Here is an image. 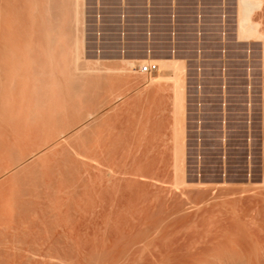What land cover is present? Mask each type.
Returning a JSON list of instances; mask_svg holds the SVG:
<instances>
[{"label": "rangeland", "instance_id": "obj_1", "mask_svg": "<svg viewBox=\"0 0 264 264\" xmlns=\"http://www.w3.org/2000/svg\"><path fill=\"white\" fill-rule=\"evenodd\" d=\"M30 1H33V0H30ZM30 1L28 0V2ZM36 1L38 0H34L33 2H36ZM55 1H57V3L60 1L61 3L66 1L63 4L59 3V5H61V9L63 11H67L65 12L66 14L64 12L62 13V10L61 11L60 9L58 10L57 8L58 6H56L57 4H55ZM73 1L72 0H52L51 7H49L50 6L49 0H43L42 2H45V3L47 2L46 4H48L46 8L47 7L51 8L50 9L51 11H47L48 9L44 8L46 4L44 5L42 3L43 5L42 7V5L40 6L41 2L40 3L38 2L39 7L46 9L44 10V12L47 11L50 14V12L53 13V10H55L53 13L54 16L51 13L52 18L50 17L48 13L47 14L49 16L46 17V18L52 19V21H50V23L53 24V28L51 27L52 32H57V30L53 31L54 25H55L54 22L57 21L56 17L58 16L57 14H59V11H60V13L63 14L62 18L66 16L65 17L66 19L64 18L65 20L64 19L60 20L61 18L60 17L58 21L60 20L61 22L63 20L62 21L63 25L66 24L64 28V31H66L65 33L66 34L72 33L74 36L75 30L73 29V24H74L73 15L75 13H73L74 12L73 11L74 9ZM259 1H261V8L260 10L257 11L256 15L254 16V19L257 18L255 19V22H257L258 25L260 23V25L258 26V28L260 27L259 31L264 32V0H259ZM236 2L237 0H85L84 8L86 9H84L85 10L84 11L85 13L84 14V29H85V36H86L85 38L87 40L86 43H87V46H89L88 47L89 49L87 48V51L93 50L92 52L97 53L99 55L101 54L100 62H103L102 64H104L105 62V65L108 64L111 67H119L120 65L125 66L126 61H130V60L135 61L137 59H142V57H144V55H147V54H151L153 58L156 59L160 57L163 58L168 55L170 56L173 53V54L178 55L177 56L178 59L185 60L186 106H187L186 110L187 111H186V116H185V121H186L185 122V145H186L185 153L186 154H185V161H184L185 164L184 165H185V171H186L185 177H186V180L188 179L187 183L190 182L191 185H193L194 183L195 184H194V187L191 185L189 186L186 185L187 186L186 187L185 184H182L183 185L182 186L179 182H177V180H175L176 179V171H175L176 169H175V165L173 161L175 158L173 157L174 156V153H173L174 143L171 137L172 129H173L172 125L174 122L173 121L174 117L172 113L173 112L172 111L173 110L172 109L173 93L171 91V88L166 87L167 88V89L165 88L166 90L164 91L161 90L160 92H158L157 95H155L156 97H154L153 100L151 101L153 102L154 105L151 104V102L148 103L149 101H147L148 99L146 97L147 95L144 96L141 94V96L140 95L138 96L140 98H138L136 96V90L137 88L142 89L145 86L144 84L146 82L147 73H143L140 67L138 68L134 67L133 70L136 72L133 71L131 72L132 74L128 73L129 76L126 75V78L124 77L126 80H124L123 77H122L123 79L121 77L117 78V76L114 79L115 86L113 90L115 92H112V95H111L112 99L113 97L114 99L116 98L115 99L116 102H114V106L116 104L117 107L118 106L121 107L125 102L127 103V101L130 99L128 101L129 104L126 105V111L124 110L125 111L124 114L127 113L128 115L125 116L126 114L125 115L123 114L124 117L122 116L119 118V120L117 119L118 122L120 121V123L116 122V124H114L115 126H113L116 128L112 130V134L114 133L112 135L113 136L112 141L115 143L114 144L112 142L115 145V147L111 143L112 145H111L110 150L112 151L113 149V151L110 152V154L113 153L112 154L113 156L111 155L110 159L112 161L108 160L106 161V163H104L105 166L103 164L100 165L101 167L99 166L100 167L99 173L103 172L104 176L101 174L98 176L97 182L99 183V185L97 186L99 187L104 186V187L102 188L97 187V189H99L98 192L101 189L102 191L99 192V194L101 195L97 194V198H96L97 205L95 209L100 210V211L95 210L96 215L93 214V219L95 218L96 221L93 220L94 222H92L90 225H87L88 224L87 221L85 222L86 226H89V227L93 226L95 223V225L93 226V229L92 227L90 228L86 227L83 222L84 220H81L82 221L80 222L81 225L78 222V224L76 225L78 226L77 227L78 231L74 230V233L78 234L77 236L75 234V236L76 237L79 236V240L78 242H74L70 239V234L68 232L66 234L64 233L65 231L61 230L60 228L58 229L54 228L56 226H52V224L51 226L53 228V231L52 229L51 230L49 229V227L51 228L50 224L48 227L49 231H52L51 234L48 233L49 232L48 229H47L48 231L47 232L46 230L43 231V229L38 227L37 230L40 229L42 231L38 232L40 234L36 233L35 235L34 241H37V242L36 243L33 242L34 244L32 246L30 245L31 247H34V248L32 249H30L31 247L29 248L30 251L26 252L27 256H25L27 257L26 261L24 262L25 260L24 259L22 260V262H20V264H192V262L193 264L194 263L201 264V262H205L203 264H206L207 258H209L210 256L211 257L208 259L209 264H214V263L217 264L218 262H219L218 264H221L220 261L224 262L223 260L220 259L221 257L224 258L226 254H227V257L231 255L230 253L231 251L229 250L235 249V248H233L234 245L233 243H231L232 248L230 249L229 247H231V245H230V241L228 240L230 239V237L226 239L227 234H229L231 230L230 229L231 222H229L228 220L230 219V217L227 218V216L229 215L228 214L229 209L227 210V208H224L226 204L222 205L223 203L221 199L225 200L230 197L233 198L234 197L232 196L233 194L231 195L232 192L234 193V195L236 194L235 192H237L236 194L237 196L238 194L239 196L241 194L242 198L243 196L247 198L249 195L253 196L254 192L256 193L258 190L260 189L262 190L264 188V185H263L264 180L262 176L263 171H264V61H263L264 47H263V40L252 39L250 41V40H239L237 38L236 36L237 3ZM30 3H27L29 4V7H30ZM32 4L34 5V3ZM36 5L37 3H35V6ZM62 5L63 7L64 6L67 7V9L64 10L65 7L63 8ZM47 14L45 13V16ZM53 17H55L56 20ZM70 25H72V27ZM72 31H74V33ZM69 37L70 39L72 38L71 35ZM99 86L100 87L102 86V88H100L101 90L99 89L98 100L104 94V91H102L104 89L103 83L102 85L100 83ZM101 91L102 93H100ZM120 92L122 93L123 98L122 100H117ZM122 95L120 94L121 97ZM132 100L133 102L136 101V103L134 102L135 104H131L133 103ZM149 104H151L152 106L151 109H150V106H148ZM128 105L132 109V110L129 109V112H127ZM15 121L17 122V124H19L18 123L19 121H17V119ZM117 123L118 125L121 124L122 126L121 125L118 126ZM14 125L15 124H13V126ZM3 126L6 127V124H4ZM124 126H126L127 129ZM6 128L7 130H5V132L9 130L8 128L11 129L10 126ZM130 130H132V132ZM3 132L1 134H3ZM9 132L11 133V131ZM9 132H7L6 134H8ZM6 134L4 133L3 136H5ZM129 136H131V138ZM122 141H124L125 143L124 142L122 143ZM116 142L117 143L119 142L118 145ZM135 145H138V147H136ZM124 146L126 149L124 148ZM146 147H147V150H146ZM157 147L159 148V150ZM132 148H134L133 151L131 150ZM164 149L167 151H165ZM115 150H117V153L116 152L114 153ZM156 150L157 152H155ZM130 152L133 157L129 154ZM140 153H142V155ZM117 154L119 155L121 154V156L119 157V155ZM111 157H113V159ZM147 158H149L148 160L150 161L152 160L153 162L151 161L152 162L151 163L150 161L147 160ZM121 160L125 163H123ZM127 160H129L128 161L129 164ZM148 162L149 164L147 165ZM107 163L108 164L110 163V164L108 165ZM135 163H136V166H135ZM106 165L107 167L111 165L112 168L109 167L108 168L109 170L105 169L107 168ZM103 166L105 168H103ZM106 170H108L109 173L108 171L106 172ZM122 170L124 171L126 170L128 173L125 174L126 171L123 172ZM147 171L148 172L150 171V172L148 173ZM154 172H156L157 174ZM132 173L134 174L132 175ZM136 173L138 175H136ZM171 176L174 177L175 179L172 178ZM105 177H107L106 178L107 180L104 179ZM135 177H137L138 179ZM172 179L175 180L179 185L178 184L176 185L175 184L176 182L172 181ZM122 181L123 183H121ZM202 181H204L205 183ZM102 182L103 184L105 183L107 184L106 187L105 185H102ZM126 182L128 183L129 186L127 185ZM117 184H120V185H117ZM218 184L219 185L222 184V185L218 186ZM110 186L113 187L112 188L113 191L111 190ZM126 187L127 189H125ZM103 188L106 190V192L104 191ZM115 189L117 192L115 191ZM133 189H135V193ZM161 189L164 192L161 191ZM244 189L247 191H245ZM121 191H123V193ZM139 191L141 192L139 193ZM204 192L206 193L203 194ZM121 193L123 196L121 195ZM156 193L159 195H156ZM226 193L229 195H227ZM244 193L246 195H243ZM201 194L203 195L201 196ZM151 195L154 197H152ZM160 195H162V197ZM206 195H208L209 197ZM215 195H218V197H220V198L216 197L217 199L216 203L214 200ZM99 196H102V199L99 198ZM103 196L107 198L110 197L109 198L110 200L109 199L105 200L106 198H104ZM204 196H205V200L210 198L209 202L212 204L210 203L208 204V200H207L206 202L208 205L207 204L202 205L201 203H203ZM115 197H117V199ZM134 197L135 198L137 197L136 200ZM212 197H214V199ZM120 198L123 199V201ZM198 200L200 201L198 202L200 203V206H198L197 204L198 207L196 206L192 209V206L196 205ZM124 201L127 202L128 204L124 203ZM219 201H220V204H219ZM98 202H101V203H98ZM110 202L112 203V206H110L111 205L109 204ZM157 202L160 205H158ZM178 202H180L181 204H179ZM118 203L120 205L119 207H118ZM246 203L248 205H251V207L253 208L250 210H254V208H257L255 207V205L253 207L254 202L251 204L248 201H244L243 203H241V205L235 204V206L233 207L238 208V206L240 205L239 208H241L243 207V204L245 207L247 205ZM116 204L118 208L116 207ZM248 205L245 208L250 207ZM170 206L171 207L173 206V207L171 208ZM203 206L206 207L204 208L205 210L203 209ZM104 207L105 208L107 207V209L104 210ZM181 207L184 209L182 210ZM130 208L132 209L129 211ZM210 209H212L211 213H210ZM217 209L219 210V214H218ZM116 211L117 212L119 211L118 212L119 214ZM148 211L151 212L150 215H148L149 214ZM98 212L100 213L98 214ZM152 212L154 216L152 215ZM156 212L157 213L160 212L161 215L157 214ZM184 212L187 215H185ZM226 212H228L227 213L228 215L226 214ZM252 213L254 214V211ZM261 213L264 214V211ZM123 214L126 216H124ZM136 214H137V217H135ZM197 214L199 215L197 216ZM211 214H214L212 219H211L212 217ZM115 216L118 218H116ZM207 216L209 217V219ZM225 217L227 220H224ZM144 218L146 221L144 220ZM183 218L188 221L184 220ZM221 219H223L225 222L223 220L221 222ZM149 221L151 222L152 226L150 225ZM226 221H228L229 223L226 224L227 223ZM261 221H262L261 222L262 224H259L260 227L261 225L264 224L263 218ZM96 222H98L99 224ZM172 222L176 224L173 225ZM183 222H185L186 224ZM171 223H172V226H171ZM205 224H208V225H205ZM182 225H185V226L182 227ZM259 225L257 226L259 227ZM227 226L228 227L230 226L229 231L227 230L228 228ZM205 227L206 228L208 227V228L206 229ZM222 228L224 229V231ZM261 228L264 230V225ZM56 229H57V232L55 231ZM59 229L62 231V233L61 231H58ZM203 229L205 233L204 231H202ZM85 231L86 233H84ZM80 232H82L83 234ZM53 233H55V235ZM60 233L62 234L61 239H60V236H61ZM63 233L65 235H63ZM88 234L90 236H87ZM193 234H196V235H193ZM199 234L201 235V239L199 237L200 236ZM48 235H50V237H48ZM66 235L67 237H65ZM91 235H94V239L92 241H90L91 237H93ZM38 236H39V239H41V237L43 239V237L46 236L45 237L46 240H44V242L46 241L47 242L46 243H44L43 241L41 242L42 239L38 241L37 240ZM82 236H83V241H82ZM204 236H205V239H204ZM213 236H215V239ZM217 236H218V239H216ZM228 236H230V234ZM86 239L87 241H84ZM225 240H228V241H225ZM194 241L196 242L193 243ZM227 242L229 243V247H225L228 245ZM41 243L43 245H40ZM199 243L202 245H200ZM189 244H192V245L190 246ZM206 244L209 245L210 247L207 246ZM221 246L223 247L221 248ZM226 248L228 249V251H226L227 250ZM221 249L223 250L226 249L225 250L226 254L225 252H223L224 253L223 256H222L223 253ZM91 250H92V253L90 252ZM199 252H201V254L203 253L202 254L203 256ZM219 253H222V254L220 255ZM234 253L235 252H233L232 255ZM192 255L194 258L192 257ZM234 255L235 257H237L238 256L237 252ZM183 257L186 259V261ZM217 258L220 260L218 261ZM263 260L261 261L262 264L264 263ZM197 261L199 263H197Z\"/></svg>", "mask_w": 264, "mask_h": 264}, {"label": "bare ground", "instance_id": "obj_2", "mask_svg": "<svg viewBox=\"0 0 264 264\" xmlns=\"http://www.w3.org/2000/svg\"><path fill=\"white\" fill-rule=\"evenodd\" d=\"M33 1H30V2L34 3V5L30 2H28V0L27 1L24 0V2H23V0H22V2H21V0L20 1L19 0H0V130H1L0 134L3 131H4L3 134L4 133L6 134L7 132L11 131V133L9 132L5 136H3V134H1V136H0V141H1L0 142V264H18V263L20 264V262H22V260H24V259H25L24 260V262H25L27 259V257H25V256H27L26 252L30 251L29 248L34 243L37 242V241H34L36 233L42 231L40 229H39L40 231L37 230L38 227L43 229V231H45V230L47 231L49 224H50V226L52 224V226H56L54 228H57V229L60 228L61 230L65 231L64 233H66V234L68 232L70 234V239L72 241L78 242L79 236L76 237L78 234L74 233V230L78 229L77 228L78 226H76L78 224V222L80 223V222H82L81 220H84L83 221L84 224L87 221V223H88L87 225H90L92 222H94L93 220H95V218L93 219V214H95L96 211H100V210L95 209L96 205H97L96 204L97 203V201H96L97 194H99V192L102 191V189H101L98 192L99 189H97V187L98 188L104 187V186H102V187L97 186V185H99V183L97 182L98 176L100 174L103 175V172L99 173V169L101 167L100 165H102V164L104 165V163H106V161L111 160L110 156L113 153L110 154V152H112L113 149H112V151L110 149H111V145L114 143L112 141V137H113L112 135L114 134V133L112 134V130L114 128H116V127H113V126H115L114 124H116V122H118L120 117H122V116L124 117L125 114H126L125 116L128 115L127 113L124 114V112L126 111V105L129 104L128 101L130 99L128 101L126 100L127 103L125 102L121 107H119V106L117 107L116 104L114 106V102H116L115 101L116 98L114 99V97H113V99H112V96H111L112 92H115L113 90L114 86H115V83H114L115 80L114 79L116 78V76H117V78L118 77H121V78L125 77L126 78V75H128V73H131L134 71L133 70L134 67L138 68V67H141L142 64H148V63L156 64V66H157V69L155 71L147 73L146 82L144 84L145 86L142 89L137 88V90H136V96L137 97L139 95L141 96V94L144 96L147 95L146 96L148 98L147 101H149L148 103H150L153 100V98L156 97L155 95H157L158 92H160L161 90L162 91L166 90L167 89L166 87L171 88V91L173 93V96H172V100H173L172 101V104H173V107H172L173 110L172 111L173 112L172 113H173V117H174V120H173L174 122L172 125L173 126L172 136L171 137H172V141L174 143V149H173L174 150V152H173L174 156L173 157H175V158L173 161H174V165H175V169H176V170L174 169L176 171V179L172 176L171 177L174 178L175 180H177V182H179L181 185L182 184H185V186L191 185L190 182L187 183L188 179L186 180V177H185L186 171H185V165H184L185 164V162H184L185 161V154H186L185 153V151H186L185 150V147H186V145H185V122H186L185 116H186V111H187L186 110L187 106H186V78H185L186 77V65H185V60L178 59L177 58L178 55L173 54V53L170 56L168 55L169 57L166 56L163 58L160 57V58H156V59L153 58V56L151 54H147V55H144V57H142V59H137L135 61L134 60L133 61L132 60L126 61L125 66L120 65L119 67H111L108 64L105 65V62H104V64H102L103 62H100L101 61L100 60L101 54L99 55L97 53H94V52H92L93 50L87 51V48L89 46H87V43H86L87 40L85 38L86 36H85V29H84V14H85L84 9H86V8H84L85 0H74V1L72 0L74 2V4H73L74 5V9H73L74 12L73 13H75L74 15L72 13V15L74 16L73 29L75 30V33H74V31H72L74 33V36L72 33L66 34L65 33L66 31H64L66 24L63 25V22H62L63 20L60 22L61 19H64L66 17L64 15L65 17L62 18L63 17L62 13L67 12V11H63L61 9V5H59V3H61V1L58 3H57V1H55V4H57L56 6H58L57 7L58 10L59 9H60V11L62 10V13H60V11H59V14H57L58 16L55 14L58 18L56 17L57 21L54 22L55 25H54L53 31L57 30V32L51 31L52 30L51 27L53 28V24L50 23V21H52V19H51L52 15L54 16L53 13L55 10H53V13L50 12V14H49V12H47V11H51L50 10L51 8H48V7L46 8V6L48 5L46 3L48 1L46 3L42 2L43 0L42 1L38 0L36 2H33ZM38 2L40 3V6L42 5V3L44 5L46 4L44 8H46L48 10L44 12V10H46V9L39 7ZM65 2H62L61 4L65 3ZM27 3H30V7H29V4H27ZM35 3H37L36 6H35ZM49 3H50L49 7H51L52 0L51 1L49 0ZM236 3H237V14H236L237 15V20H236V22H237V25H236V36H237V38L239 40H250V41L252 39H257V40L261 39V40H263V47H264V32L259 31L260 27L258 28V26L260 25V23L258 25V23L255 22V19H257V18L254 19V16L256 15L257 11L260 10V8H261V1H259V0H237ZM42 7H43V5H42ZM62 7H63V5H62ZM66 9H67V7H65L64 10H66ZM45 13L46 14L48 13L51 18H46L49 15L47 14L45 16ZM51 13H52V15H51ZM57 13H58V11H57ZM53 18L55 19V17H53ZM59 18H60V20L58 21ZM70 26L72 27V25H70ZM68 35L69 36L71 35V37L72 36L73 37L70 39V37ZM263 51H264V49H263ZM263 61H264V58H263ZM134 72H136V71H134ZM125 78H124V80H126ZM143 79H144V77H143ZM101 80H103V81H101ZM99 82L101 83V85H102V83L104 85V89L102 90V91H104V94L103 95L101 94L102 97H100L98 100V96H99L98 92H99V89L102 88V86L101 87L99 86L100 85ZM102 91L100 93H102ZM120 94L122 95L121 92H120ZM120 94L118 95L117 100H122L123 95L121 97ZM144 96H142V97H144ZM138 98H140V97H138ZM132 102H133V100H132ZM134 102L136 103V101H134ZM134 102L131 104H135ZM131 104H130V106H131ZM151 104H153V102H151ZM151 104L148 105V106H150V109L152 107ZM130 106L128 105L129 108L127 107V110H128L127 112H129V109H131ZM132 108H133V106H132ZM15 118L17 119V121H19L18 122L19 124H17V122L15 121L16 120ZM13 121H14V123H13ZM118 123H120V121ZM118 123H117V125H118ZM4 124H6V127L10 126L11 129L8 128L9 130L7 132H5V130H7V128L5 126H3ZM13 124H15V125L13 126ZM120 125H118V126H120ZM12 126H13V128H12ZM3 127H5L6 129ZM124 127L127 129L126 126H124ZM124 129H123V131H124ZM130 131L132 132V130H130ZM9 134H11V135H9ZM129 137L131 138V136H129ZM153 138H154V136H153ZM123 142L124 141H122V143ZM118 143H117V145H118ZM130 144H131V142H130ZM161 145H163V144H161ZM135 146L138 147V145H135ZM135 146H133V147H135ZM114 147H115V145H114ZM127 147H129V146H127ZM112 148H113V146H112ZM124 148H125V146H124ZM135 149H137V148H135ZM119 150H120V148H119ZM131 150L133 151L134 148H132ZM146 150H147V147H146ZM158 150H159V148H158ZM16 151H18V152H16ZM140 151H142V150H140ZM165 151H167V150H165ZM115 152L117 153V150H115L114 153ZM155 152H157V150ZM16 153H18L19 155ZM142 153H140V154L142 155ZM121 154H123V153H121ZM121 154L120 155L117 154V155H119V157H120ZM129 154L131 155V152ZM111 158L113 159V157H111ZM116 158H118V157H116ZM116 158H114V159H116ZM143 158H145V157H143ZM148 159L149 158H147V160ZM128 161L129 160H127V162ZM143 161H144V159H143ZM148 161H150V160H148ZM123 163H125V162H123ZM120 164H122V163H120ZM128 164H129V162H128ZM148 164H149V162L147 163V165ZM104 166H103V168H105ZM112 166H113V164H112ZM135 166H136V163H135ZM137 166H138V164H137ZM106 167H107V165H106ZM109 167H111V165L105 169H108ZM138 168H140V167H138ZM131 169H130V171H131ZM108 170H106V172ZM122 171L125 172L126 170L125 171L122 170ZM104 172H105V170H104ZM108 173H109V171H108ZM126 173H128V172L126 171L125 174ZM154 173H156V172H154ZM129 174H130V172H129ZM133 174L134 173H132V175ZM138 174H139V172H138ZM138 174L136 173V175H138ZM174 174H175V172H174ZM151 175H153V174H151ZM161 175H163V174H161ZM227 176H229V175H227ZM262 176H263V180H264V171H263ZM107 177H105L104 179H106ZM133 178H131V179H133ZM135 178H137V177H135ZM100 179H99V181H100ZM103 180H101V181H103ZM175 180L172 179V181L176 182ZM124 181H126V180H124ZM128 181H130V180H128ZM103 182H105V181H103ZM103 182H102V185H105V187H106L107 184L106 183L103 184ZM177 182L175 183L176 185L178 184ZM202 182H204V181H202ZM263 182H261V183H263ZM121 183H123V181ZM252 183H254V182H252ZM194 184L191 186L194 187ZM242 184H243V182H242ZM245 184H246V182H245ZM117 185H120V184H117ZM127 185H128V183H127ZM197 185H199V184H197ZM220 185H222V184H220ZM220 185L218 184V186H220ZM223 185H224V183H223ZM263 185H264V183H263ZM112 188L113 187H111V190H112ZM123 188H124V186H123ZM136 188H138V187H136ZM195 188H196V186H195ZM116 189H115V191H116ZM125 189H127V187ZM212 189H213V187H212ZM250 189H252V188H250ZM133 190L135 193V189H133ZM231 190H233V189H231ZM104 191L106 192L105 189H104ZM112 191H111V193H112ZM141 191H139V193ZM161 191H163V190L161 189ZM245 191H247V190H245ZM108 192H110V191H108ZM121 192L123 193V191H121ZM122 193H121V195H122ZM124 193H126V192H124ZM205 193L206 192H204L203 194H205ZM235 193L237 194V192H235ZM203 194H201V196ZM210 194H208V195H210ZM99 195H101V194H99ZM127 195H129V194H127ZM139 195H141V194H139ZM156 195H159V194L156 193ZM208 195H206V196H208ZM218 195H215V199H214V197H212L215 200V203L217 202L216 197H218ZM227 195H229V194H227ZM231 195L234 197L233 198L227 197L228 199H225L226 198L225 197V198H223L225 200L221 199V201L223 203L222 205L226 204L224 208H227V210L229 209V213L226 212V214L227 213L229 214V215L227 214L228 215L227 218L230 217V219H228V220H229V222H231L230 223L231 228H230V226L229 227L227 226L228 231L231 229L230 233H229L230 236H228L229 234H227L226 239H228V237H230V239H228L230 241V245H231V243H233V245H234L233 248H235V249H231L232 245H231V247H229L228 242H227L228 245L226 244L227 246H225V245L224 246L229 247L231 249V250H229V251H231L230 252L231 255L233 252H235L234 254H236V252H237L238 256L236 255L237 257H235V255L233 254L232 256L229 255L231 258L229 256L227 257L226 251H228V249L226 248L227 250L225 249L226 250L225 251V250H223L224 249L223 248V249H221V251H222V253L225 252L226 255L224 256V258H222V257L220 258L221 260L224 261V262L220 261V263L221 264H262L261 261L264 258V232H263L264 230L261 227L264 224L261 225V227L259 224H262L261 223L262 218L264 220V217H262V216H264V214L261 213L264 211V188L262 190L261 189L258 190L256 193L254 192L253 196L247 195L248 196L247 198H245L243 196L244 199L242 198L241 194H240L241 197L239 196V194H238V196L237 195L235 196L233 192L231 193ZM243 195H246V194L244 193ZM160 196L162 197V195H160ZM117 197H115V198L117 199ZM152 197H154V196H152ZM221 197H223V196H221ZM99 198L102 199V196H99ZM104 198H106L105 200H107L110 197L109 198L104 197ZM136 198H135V200H136ZM218 198H220V197H218ZM120 199H119V201H120ZM132 199H133V197H132ZM121 200L123 201V199H121ZM207 200H208V204H209L210 198ZM207 200H205V196H204V200H203L204 204L203 203H201V204L202 205L207 204V202H206ZM251 200H253V201H251ZM145 201H146V199H145ZM150 201H152V200H150ZM189 201H191V200H189ZM244 201H248L251 204L254 202L253 207L255 205V207H257V208H254V210H250L253 208L251 207V205H248L247 203L246 204L248 206H250L251 208L250 207H248L249 209L245 208L247 205L244 207V204H243V207L239 208L241 203H243ZM117 202H118V200H117ZM198 202H200V201L198 200L197 203L195 202L196 205H194L195 203L193 204L194 206H192V209L194 207H196L197 204H198V206H200V203H198ZM98 203H101V202H98ZM124 203H127V202L124 201ZM135 203H136V201H135ZM170 203H172V202H170ZM178 203L181 204L180 202H178ZM109 204H111L110 206H112L111 202ZM143 204H144V202H143ZM157 204H158V202H157ZM210 204H212V203H210ZM213 204H214V202H213ZM219 204H220V201H219ZM235 204L236 205L240 204V205L238 206V208L237 207L234 208L233 206H235ZM158 205H160V204H158ZM158 205H156V206H158ZM228 205H230V206H228ZM119 206L120 205L118 203V207ZM156 206H154V207H156ZM183 206H185V205H183ZM213 206H215V205H213ZM102 207H103V205H102ZM116 207H117V204H116ZM189 207H191V206H189ZM204 208H206V207L203 206V209ZM224 208H222V209H224ZM105 209H107V207L106 208L104 207V210ZM131 209L132 208H130L129 211ZM181 209L183 210L184 208L181 207ZM137 210H139V209H137ZM198 210H200V209H198ZM211 210L212 209H210V213H211ZM168 211H169V209H168ZM251 211L252 212L254 211V214ZM160 212H162V211H160ZM160 212L159 213L156 212V213L161 215ZM166 212H167V210H166ZM99 213L100 212H98V214ZM133 213H135V212H133ZM141 213H143V212H141ZM150 213L151 212H149V214L148 213H146V214L150 215ZM171 213H173V212H171ZM184 214H185V212H184ZM218 214H219V210H218ZM261 214H263V215H261ZM152 215H153V212H152ZM185 215H187V214H185ZM198 215L199 214H197V216ZM213 215L214 214H211V216H212L211 219L213 218ZM124 216H126V215H124ZM129 217H130V215H129ZM135 217H137V214ZM105 218H107V217H105ZM116 218H118V217H116ZM133 218H134V216H133ZM208 219H209V217H208ZM144 220H145V218H144ZM161 220H162V218H161ZM184 220H186V219H184ZM207 220H206V222H207ZM222 220L223 219H221V222H222ZM224 220H227L226 217ZM142 221H143V219H142ZM186 221H188V220H186ZM226 222H227L226 224L229 223L228 221H226ZM53 223H54V225H53ZM96 223H98V222H96ZM153 223H155V222H153ZM172 223H171V226H172ZM183 223H185V222H183ZM209 223H210V221H209ZM175 224L173 223V225H175ZM188 224H187V226H188ZM80 225H81V223H80ZM94 225H95V223H94ZM106 225H107V223H106ZM150 225H151V222H150ZM205 225H208V224H205ZM257 225H259L260 228ZM52 226H51V228L49 227V229L50 230L52 229V231H53ZM85 226H86V224H85ZM93 226H90V227H92V229H93ZM184 226L185 225H182V227H184ZM200 226H199V228H200ZM86 227L90 228L89 226H86ZM222 227H223V225H222ZM192 228H193V226H192ZM49 229H48V231H49ZM57 229L55 230L56 232H57ZM60 229L58 231H61ZM36 230H37V232H36ZM52 231H49L48 233L51 234ZM202 231H204V229ZM223 231H224V229H223ZM228 231H227V233H228ZM61 233H62V231H61ZM64 233H63V235H65ZM80 233H82V232H80ZM84 233H86V231ZM204 233H205V231H204ZM38 234H40V233H38ZM53 234L55 235V233H53ZM75 234H76V236H75ZM90 234H91V232H90ZM161 234H163V233H161ZM200 234H201V232H200ZM193 235H196V234H193ZM46 236H47V234H46ZM46 236H44L43 239L41 237L42 240L39 239V236H38L37 240L38 241L41 240V242L42 241L44 242V240H46L45 239ZM87 236H90V235L88 234ZM91 236H93V237H91L90 241H92L94 239V235H91ZM48 237H50V235H48ZM61 237H62V234L60 236V239H61ZM65 237H67V235ZM95 237H96V235H95ZM186 237H187V235H186ZM199 237L201 239V235ZM213 237L215 239V236H213ZM56 239H57V237H56ZM80 239H81V237H80ZM96 239H97V237H96ZM191 239H192V237H191ZM193 239H194V237H193ZM197 239H198V237H197ZM204 239H205V236H204ZM216 239H218V236L216 237ZM228 240H225V241H228ZM82 241H83V236H82ZM84 241H87V239ZM211 241H213V240H211ZM46 242H44V243H46ZM74 242H73V244H74ZM195 242L196 241H194L193 243H195ZM222 242H220V243H222ZM38 243H40V242H38ZM205 243H206V241H205ZM225 243H223V244H225ZM202 244H203V242H202ZM202 244H200V245H202ZM40 245H43V244L41 243ZM185 245H184V247H185ZM189 245L191 246L192 244H189ZM207 246H209V245H207ZM222 247L223 246H221V248ZM32 248H34V247H31L30 249H32ZM184 250H183V252H184ZM210 251H212V250H210ZM33 252H35V251H33ZM90 252L92 253V250ZM195 253H193V254H195ZM199 253L201 254V252H199ZM207 253H209V252H207ZM222 253H219V254L221 255ZM227 253H229V252H227ZM177 254H178V252H177ZM190 254H192V253H190ZM200 254H199V256H200ZM223 255H224V253L222 254V256ZM29 256H28V258H29ZM192 257H193V255H192ZM209 258H207V263H208ZM220 259H218V261ZM185 261H186V259H185ZM192 261H190V262H192ZM36 262H37V260H36ZM194 262H196V261H194ZM38 263H39V261H38ZM197 263H199V262L197 261ZM203 263H205V262H201V264H203ZM192 264H193V262H192Z\"/></svg>", "mask_w": 264, "mask_h": 264}, {"label": "built area", "instance_id": "obj_3", "mask_svg": "<svg viewBox=\"0 0 264 264\" xmlns=\"http://www.w3.org/2000/svg\"><path fill=\"white\" fill-rule=\"evenodd\" d=\"M140 69L143 73H150V72L155 71L157 69V66L156 64H151V63L142 64Z\"/></svg>", "mask_w": 264, "mask_h": 264}]
</instances>
